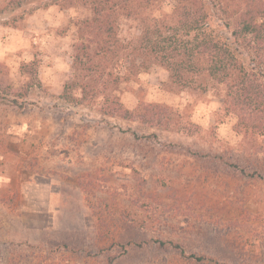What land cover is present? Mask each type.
Instances as JSON below:
<instances>
[{
    "label": "rangeland",
    "instance_id": "374dc122",
    "mask_svg": "<svg viewBox=\"0 0 264 264\" xmlns=\"http://www.w3.org/2000/svg\"><path fill=\"white\" fill-rule=\"evenodd\" d=\"M174 6L120 16L119 41ZM91 15L51 5L0 24V264H264V95L238 88L228 110L210 77L179 85L155 57L135 75L137 50L92 82L77 49Z\"/></svg>",
    "mask_w": 264,
    "mask_h": 264
},
{
    "label": "trees",
    "instance_id": "16d2710c",
    "mask_svg": "<svg viewBox=\"0 0 264 264\" xmlns=\"http://www.w3.org/2000/svg\"><path fill=\"white\" fill-rule=\"evenodd\" d=\"M163 1L8 0L0 8V24L23 19L41 7L58 5L73 9L81 4L92 15L77 22L80 36H87L77 49L82 50L88 59L84 63L85 75L92 82L104 74L102 66H120L123 57L119 52L127 51L126 56L137 50L139 57L145 58L140 64L135 63V58L131 61L135 75L141 67H146L147 58L155 57L168 67L172 79L179 85L193 84L200 75L217 80L226 91L228 110H235L231 105L238 103L240 90L244 92L243 102L257 105L258 98L264 95V85L260 82L264 77V63L253 59L257 67L251 64V70L248 69L239 46L251 50L264 48V0H173L171 23L165 25L155 17L148 22V16L144 17L138 44L133 47L119 41L117 22L120 16L141 18L142 13L151 11ZM79 62L83 64L78 55L76 63ZM124 74L131 77L129 68ZM110 77L109 81L113 83H120L122 78L112 71ZM86 90L87 86L83 92ZM253 112L264 113V106L260 108L258 105Z\"/></svg>",
    "mask_w": 264,
    "mask_h": 264
}]
</instances>
